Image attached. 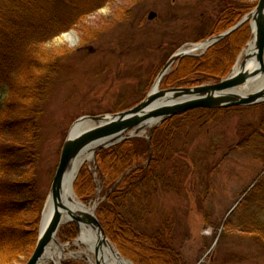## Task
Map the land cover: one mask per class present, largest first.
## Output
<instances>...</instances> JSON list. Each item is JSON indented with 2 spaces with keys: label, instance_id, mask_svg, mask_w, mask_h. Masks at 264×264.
Segmentation results:
<instances>
[{
  "label": "rangeland",
  "instance_id": "1",
  "mask_svg": "<svg viewBox=\"0 0 264 264\" xmlns=\"http://www.w3.org/2000/svg\"><path fill=\"white\" fill-rule=\"evenodd\" d=\"M257 1L108 0L69 29L75 36L72 42L63 37L67 30L44 44V51L49 56L47 60L53 69L47 76L51 78L50 84L45 94L40 96L34 97L26 91L27 97L22 100L30 107H37L36 125L32 124L34 131L31 130V135L17 139L18 143L32 142L35 146V151L30 154L33 161L23 168V172L28 168L33 170L37 191L43 197L36 241L60 150L73 122L82 116L115 113L136 105L151 90L160 69L171 55L183 47H192L231 29L255 7ZM243 7L247 8L246 11H242L243 15L235 20V13ZM150 11L155 13L152 19L148 18ZM230 17L232 22L219 28ZM238 29L243 32H237ZM237 34L239 49L233 54L227 73L199 84H164V79L172 82L175 74L183 69V63L185 66L196 58L207 56L209 62L224 61L226 54L219 55L220 51H216L218 54L213 56L212 49L227 37ZM250 36L248 20L205 50L198 49L178 58L160 80L159 89L217 83L231 72L240 56V60L244 58L241 54ZM218 67L221 69L222 65ZM26 71L31 74V79L25 76L28 78L26 81L36 79L33 67ZM194 109L217 111L194 115L177 129L171 141L175 151L172 161L175 159L180 164L181 171V165H186L185 170L179 177L171 167L166 172L172 177L168 187L163 188V184L158 182L156 190L144 202L151 211L142 213L148 216L145 219L153 227L161 226L163 221L170 224L177 257L170 259L162 252L161 258L166 257L167 260L155 257L151 261H156L155 264H264V244L255 235L226 225L231 213L264 176V138L260 135L264 134V102L250 106ZM155 127L130 138L147 139ZM126 139L97 149L92 159L78 168L73 179L72 188L77 199L91 210L100 227L97 210L104 200V183L99 176L97 152ZM143 163L147 164L146 158ZM84 168L87 169L85 176L81 174ZM88 187L92 194L88 200L82 201L77 190ZM34 209L25 210V217H31L30 212ZM132 237L137 239L133 233ZM106 238L120 253L117 246ZM56 239L61 245H69L63 250L59 264L68 261L90 264L85 256L70 255L71 251L78 250L73 245L76 236L69 242H61L57 233ZM33 248H28L6 264H25ZM125 259L131 261L128 257ZM54 262L51 260L46 264ZM131 263L134 264L133 261Z\"/></svg>",
  "mask_w": 264,
  "mask_h": 264
},
{
  "label": "trees",
  "instance_id": "2",
  "mask_svg": "<svg viewBox=\"0 0 264 264\" xmlns=\"http://www.w3.org/2000/svg\"><path fill=\"white\" fill-rule=\"evenodd\" d=\"M107 1L0 0V264H6L28 248H33L36 241L43 197L37 191L33 170L28 168L23 172V168L33 161L30 154L35 151V146L32 142L18 143L17 139L31 135V130L34 131L32 126L36 125L37 107H30L22 100L27 97L26 91L34 97L40 96L45 94L50 84L51 78L47 76L53 69L47 60L49 56L44 51V44L73 28L83 16ZM246 9L240 8L235 13V20ZM230 22L231 17L219 28ZM237 32L243 31L238 29ZM238 34L227 37L212 49L213 56L218 54L216 51H220L219 55L226 54L221 69L214 64L215 60L209 62L207 56L196 58L185 66L183 63V69L175 74L172 82L164 79V84H199L227 73L233 54L239 49ZM32 67L36 70V79L26 81L28 78L25 76L31 79L26 69L30 71ZM216 111L193 109L164 120L147 139L130 138L98 150V171L104 183V200L98 207L97 217L104 234L134 264H155L156 261L151 259L161 258L162 252L170 259L177 257L170 224L163 221L161 226L148 225L145 219L148 216L142 213L148 214L151 208L144 202L156 190L158 182L163 184V188L168 187L172 177L166 172L171 167L179 177L185 170L186 165H181V171L180 164L175 159L172 161L175 151L171 141L177 129L198 114H214ZM260 135L264 138V134ZM144 158L147 164L143 163ZM86 171V168L82 169L81 174L85 176ZM125 171L128 172L115 183ZM77 193L82 201H86L92 189L88 187L77 190ZM31 207L35 209L31 210V217L26 218L25 210ZM226 225L255 235L264 244V176L231 213ZM75 230L72 222L67 223L58 231V238L61 242H69L75 238ZM132 233L137 239H132ZM167 259L161 258L162 261ZM62 264L84 263L68 261Z\"/></svg>",
  "mask_w": 264,
  "mask_h": 264
},
{
  "label": "water",
  "instance_id": "3",
  "mask_svg": "<svg viewBox=\"0 0 264 264\" xmlns=\"http://www.w3.org/2000/svg\"><path fill=\"white\" fill-rule=\"evenodd\" d=\"M154 16L155 13L150 11L148 18L152 19ZM248 20L250 21L251 32H253L251 34H255L256 36L254 53L258 64V72L264 76V0H258L255 7L243 16L231 29L198 44L203 45L207 43V48L210 44L222 39ZM63 34L72 35L73 31L69 30L68 33ZM189 50L191 51V49H186V51L182 52L178 50L169 57L155 79L154 84H158V89L152 92L151 88L145 98L136 105L115 113L82 116L73 122L60 150L58 165L42 211L36 244L25 264H37L39 262L51 241L55 239L60 227L65 223L63 221L64 215L67 213L70 214V211L67 210L66 203L63 201L62 187L70 176L69 173L73 171L76 160L89 146L101 142L94 150L95 152L101 147H107L120 140L137 136L149 124L154 123V126H156L167 118L194 108L250 106L264 102V85L260 89L245 95L232 92L234 88L242 85L249 76V72L246 70L248 60L251 57L249 53L244 55L237 71L234 72L233 68L226 77L220 79L217 83L160 90L159 82L167 73L169 67L178 58L188 55L190 53ZM169 100H172L171 104H169ZM87 121L92 122L93 125L78 128L81 126L79 124ZM48 198L51 203L49 204L48 217L46 222H44L45 224L43 223V226L44 209ZM93 218L97 225V234L101 240L111 244L104 235L96 217L93 216ZM70 222H73L76 226L75 221ZM54 264L59 263L54 262Z\"/></svg>",
  "mask_w": 264,
  "mask_h": 264
},
{
  "label": "bare ground",
  "instance_id": "4",
  "mask_svg": "<svg viewBox=\"0 0 264 264\" xmlns=\"http://www.w3.org/2000/svg\"><path fill=\"white\" fill-rule=\"evenodd\" d=\"M63 37L69 42H72L75 38L74 35H70V34H63ZM255 39H256L255 34H251L249 41L247 42V45L241 54V55H245L246 53H249L251 55V57L248 60V64L246 68L247 72H249V76L246 78L245 82H243L242 85L233 89L232 91L233 93L245 95L260 89L264 85V76L258 72V64L255 59V53H254ZM206 46L207 43L203 45L202 44L193 45L192 47L189 48L183 47L180 50V52L186 51V49H191V48H193L191 49V51H195L198 49H205ZM191 51L189 50V52ZM240 57L239 60H237V63L233 67L234 72L239 69V65L243 60V59L240 60ZM224 63L225 61H220V60L214 62L216 66H220V65L223 66ZM156 89H158V84H153L152 92H155ZM178 101L180 100L178 99ZM168 102L169 104H171L172 100H169ZM79 125L81 126L78 128L86 127V126L89 127L92 126L93 123L87 121ZM153 126L154 123L149 124L146 129L148 128L150 129ZM143 131H145V129ZM100 143L101 142L89 146L88 149H86L84 152L80 154V156L76 160V164L74 166L73 171L69 173L70 176L67 178L66 182L62 187L63 201L67 205V210L70 211V214L67 213L64 215L63 221L65 223H68L70 221L76 222L77 235L75 241L73 242V245L76 246L78 250L71 251L70 255L77 257L85 256L87 260L90 262V264H132L131 261L125 259L126 257H124L122 254L117 252L116 249L111 244H108L107 242L101 240V238L97 234L96 231L97 225L95 219L91 214V210L85 208L84 205L77 199L76 194L74 193L72 188L73 187L72 181L76 173L78 172V168L84 162L90 161L92 159V154ZM50 203L51 202L48 198L44 209V217H43L42 225L44 222H46V219L48 217ZM68 246L69 245L59 244L55 236V239L51 241L44 255L41 257V259L37 264H46L51 260L58 262L61 259L63 250L68 248Z\"/></svg>",
  "mask_w": 264,
  "mask_h": 264
}]
</instances>
